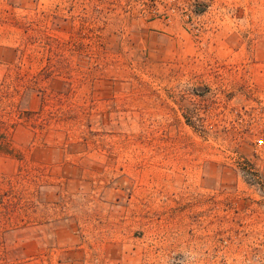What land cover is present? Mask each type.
Listing matches in <instances>:
<instances>
[{
	"label": "rangeland",
	"instance_id": "1",
	"mask_svg": "<svg viewBox=\"0 0 264 264\" xmlns=\"http://www.w3.org/2000/svg\"><path fill=\"white\" fill-rule=\"evenodd\" d=\"M12 105L0 264H223L197 219L264 164V0H0Z\"/></svg>",
	"mask_w": 264,
	"mask_h": 264
},
{
	"label": "built area",
	"instance_id": "2",
	"mask_svg": "<svg viewBox=\"0 0 264 264\" xmlns=\"http://www.w3.org/2000/svg\"><path fill=\"white\" fill-rule=\"evenodd\" d=\"M255 140V152L264 162V135ZM256 172L257 181L251 192L242 199L243 204H231L224 198L214 204L219 195L211 194L205 214L198 222L207 220V228L214 240L211 246L215 259L223 264H264V164L248 167Z\"/></svg>",
	"mask_w": 264,
	"mask_h": 264
},
{
	"label": "trees",
	"instance_id": "3",
	"mask_svg": "<svg viewBox=\"0 0 264 264\" xmlns=\"http://www.w3.org/2000/svg\"><path fill=\"white\" fill-rule=\"evenodd\" d=\"M22 112L14 108V106H9V109L0 110V152H10V132L14 129L19 118H22ZM16 122V123H15ZM6 183L8 187H6ZM14 186L11 182H6L5 180L0 179V216L2 213L8 217V220H11L12 207L13 204V191ZM4 211H1V209Z\"/></svg>",
	"mask_w": 264,
	"mask_h": 264
}]
</instances>
